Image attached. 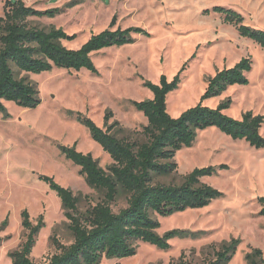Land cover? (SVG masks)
Instances as JSON below:
<instances>
[{
	"label": "rangeland",
	"instance_id": "rangeland-1",
	"mask_svg": "<svg viewBox=\"0 0 264 264\" xmlns=\"http://www.w3.org/2000/svg\"><path fill=\"white\" fill-rule=\"evenodd\" d=\"M27 6L45 11L62 9L54 18L33 19L42 29H62L76 35L69 49H80L93 35L108 29L116 17L114 29H145L149 36H136V42L114 47L93 55L99 74L54 69L30 75L37 84L41 104L24 109L4 102L7 114L0 113V264H13L10 252L26 240L21 214L27 210L36 224L43 219L46 227L37 239L31 256L45 263L55 250L50 238L56 236L70 244L72 235L61 201L40 176H49L81 198V209L97 203L102 195L90 188L80 168L69 161L59 146H77L91 154L99 166L108 170L113 160L93 141L89 130L76 120L74 113L105 127L118 123L113 133L134 142L143 139L148 126L144 115L132 102L153 98L144 81L159 84L169 81L184 68L180 88L167 97L168 113L178 118L201 102L208 80L224 69L233 68L244 58L252 60L246 73L247 85L229 87L221 96L203 102L216 109L231 101L225 115L241 120L245 113L264 117V48L243 37L226 16L215 8L230 9L244 17V24L264 30V0H24ZM5 0H0V17ZM72 6H69V5ZM72 113V114H71ZM264 137V124L261 128ZM178 170L161 179L168 185H181L197 168L216 167L217 174L202 179L223 195L209 206L189 210L169 218H160V235L173 230L187 231L185 237L170 241L162 251L141 244L137 255L124 260H104L102 264H213L217 253L233 240H240L237 252L228 264H247L246 255L259 249L264 257V218L259 213V198L264 197V149H256L245 140H233L217 128L200 132L191 148L175 158ZM227 166V168H220ZM126 205L122 199L114 211Z\"/></svg>",
	"mask_w": 264,
	"mask_h": 264
},
{
	"label": "trees",
	"instance_id": "trees-1",
	"mask_svg": "<svg viewBox=\"0 0 264 264\" xmlns=\"http://www.w3.org/2000/svg\"><path fill=\"white\" fill-rule=\"evenodd\" d=\"M215 11L226 16V21L233 24L241 36L264 48V30L246 26L244 17L233 10L217 7ZM61 13L60 8L40 11L27 6L24 0H5L3 16L0 17V113H8L4 102L24 109L39 107L41 100L37 84L28 76L54 69L87 70L97 75L94 54L133 44L136 36H149L142 28L115 30L114 17L108 29L91 36L80 49H69L63 42L74 41L76 35L70 36L62 29H42L33 21L54 18ZM184 70L185 66L172 81L166 76L160 78L159 84L144 81L143 86L153 98L132 102L148 121L141 141L130 142L117 137L113 131L118 123L110 125L112 112L105 116L104 129L89 117L74 113L76 120L89 130L93 141L111 157L113 164L104 170L91 154L79 152L76 145L59 146L62 154L81 169L80 174L88 186L100 193L102 199L97 203L90 201L86 209H81V198L70 189L52 177H39L60 199L72 235L70 244L52 236L50 243L55 253L43 264H102L104 260L130 259L137 255L141 244L162 251L170 250L172 239L189 233L173 230L160 235V218L206 208L223 195L202 182L203 178L217 174L216 167L193 170L181 185L163 183L161 179L178 170L177 154L191 148L199 133L209 128H217L233 140H245L256 149H264V137L260 132L263 116L248 112L241 120L231 118L223 112L231 101L221 103L216 109L203 105L205 100L221 96L231 86L247 85L246 73L252 70L251 59L244 58L233 68L224 69L210 78L201 102L174 118L168 113L167 97L180 88ZM122 199L126 205L114 211V206ZM258 202L261 206L259 215L264 218V197ZM21 218L26 240L17 250L10 252L9 257L13 264H41L33 261L31 256L46 225L43 219L34 224L27 210L22 212ZM7 226L8 218L0 226V232ZM2 242L0 238V246ZM240 242L233 240L224 246L213 264L230 263ZM246 262L264 264L262 251L256 249L247 254Z\"/></svg>",
	"mask_w": 264,
	"mask_h": 264
}]
</instances>
